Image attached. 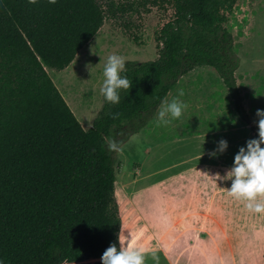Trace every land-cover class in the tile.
<instances>
[{
	"label": "trees",
	"instance_id": "16d2710c",
	"mask_svg": "<svg viewBox=\"0 0 264 264\" xmlns=\"http://www.w3.org/2000/svg\"><path fill=\"white\" fill-rule=\"evenodd\" d=\"M238 0H0V258L5 264H102L124 228L116 149L139 133L180 79L215 69L249 123L226 27ZM172 9L156 34L158 58L128 61L120 102L105 98L85 130L51 79L109 17ZM127 25V24H126ZM136 43L138 37L128 33ZM264 258V255H263Z\"/></svg>",
	"mask_w": 264,
	"mask_h": 264
},
{
	"label": "rangeland",
	"instance_id": "374dc122",
	"mask_svg": "<svg viewBox=\"0 0 264 264\" xmlns=\"http://www.w3.org/2000/svg\"><path fill=\"white\" fill-rule=\"evenodd\" d=\"M173 15L172 9L152 8L124 19L108 17L68 68L48 69L85 130L105 103L100 86L107 57L120 54L125 63L157 59L156 34ZM226 27L241 60L236 78L250 122L238 115L217 71L199 67L166 98L183 91L179 98L188 107L182 116L164 125L157 110L114 154L122 232L131 238L126 243L146 250L144 264H264V213L249 212L230 197V180L213 178L226 173L248 139L258 138L256 110L264 109V0H238ZM220 139L228 148L213 157Z\"/></svg>",
	"mask_w": 264,
	"mask_h": 264
},
{
	"label": "clouds",
	"instance_id": "9594fccd",
	"mask_svg": "<svg viewBox=\"0 0 264 264\" xmlns=\"http://www.w3.org/2000/svg\"><path fill=\"white\" fill-rule=\"evenodd\" d=\"M89 70L91 71L89 65ZM125 69V57L120 54H110L103 67V81L100 92L111 103H119L121 89H129L131 81L127 75H122ZM183 95L181 90L179 96ZM173 97L171 101L161 100L157 112L159 122L167 125L171 119L180 118L188 105L179 98ZM256 124L258 126V138H250L246 146H241L234 156L233 165L224 175L217 173L216 180L231 181L227 187V194L237 201L243 202L245 209L253 213H264V109L256 110ZM217 147L210 153L215 157L222 154L228 148V142L220 139ZM111 149H117L116 143L109 145ZM117 243H111L101 256L102 264H144L145 249L137 247L130 241V236L122 232L117 234ZM0 264L5 260L0 258Z\"/></svg>",
	"mask_w": 264,
	"mask_h": 264
}]
</instances>
